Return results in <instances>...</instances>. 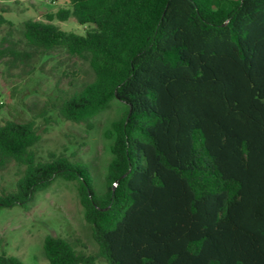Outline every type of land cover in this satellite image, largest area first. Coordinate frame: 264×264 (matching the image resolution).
Here are the masks:
<instances>
[{
	"label": "trees",
	"instance_id": "trees-1",
	"mask_svg": "<svg viewBox=\"0 0 264 264\" xmlns=\"http://www.w3.org/2000/svg\"><path fill=\"white\" fill-rule=\"evenodd\" d=\"M67 1L22 23L28 53L2 37L0 62L59 50L86 62L92 80L53 105L64 121L92 128L113 100L125 106L105 184L67 156L39 159L34 121H6L0 168L22 170L0 209L77 183L97 252L47 235L48 264H264V0ZM71 17L84 36L53 24ZM0 264L24 263L1 253Z\"/></svg>",
	"mask_w": 264,
	"mask_h": 264
},
{
	"label": "rangeland",
	"instance_id": "rangeland-1",
	"mask_svg": "<svg viewBox=\"0 0 264 264\" xmlns=\"http://www.w3.org/2000/svg\"><path fill=\"white\" fill-rule=\"evenodd\" d=\"M68 8L67 0H0V14L12 23L11 28H0V40L10 31L14 49L28 53L22 23L45 21L46 15ZM53 24L62 31L84 36V28L72 17ZM14 64L7 69L0 62V125L6 121H34L40 136L36 147L39 159L55 153L87 164L97 188L103 189L111 159V124L124 115L125 106L113 100L110 108L93 120L92 128L64 121L53 105L60 96L79 90L92 80L88 64L60 50L30 60L22 58ZM21 170L14 163L0 168V194L14 190ZM47 235L80 238L86 252L96 254L97 245L84 220L76 182L56 179L45 191L37 193L27 208L0 209V254L16 257L24 264H48L42 254ZM95 264L107 263L98 259Z\"/></svg>",
	"mask_w": 264,
	"mask_h": 264
}]
</instances>
